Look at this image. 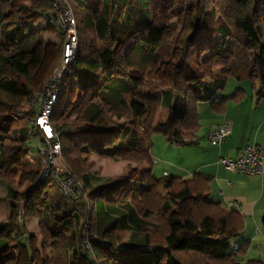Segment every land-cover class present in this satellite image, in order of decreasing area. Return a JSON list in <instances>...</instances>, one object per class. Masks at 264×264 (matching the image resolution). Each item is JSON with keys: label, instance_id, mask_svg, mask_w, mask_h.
<instances>
[{"label": "trees", "instance_id": "16d2710c", "mask_svg": "<svg viewBox=\"0 0 264 264\" xmlns=\"http://www.w3.org/2000/svg\"><path fill=\"white\" fill-rule=\"evenodd\" d=\"M36 1L29 6L24 0H0V83L12 86L29 107L23 113L27 126L0 136L4 176L21 150L30 153L31 139L40 143L42 171L45 142L41 130H28L43 86L38 91L30 86L23 74L24 59L44 44L37 20L58 30L61 51L65 34L51 13V0ZM69 4L77 50L49 118L63 157L69 167L78 155L97 153L145 163L148 168L132 185H126L120 175L92 186L91 174L80 170L75 173L74 196L68 198L50 177L43 196L41 184L25 192L6 185L7 197L20 203L14 215L0 221V253L10 244L28 243L21 217L32 213L40 218L43 241L51 238V264H264L259 259L239 261L236 253L243 252L246 244H235L233 249L230 240L243 231V218L208 201V176L155 178L150 157L153 133L176 146L197 139L198 104L207 102L215 113H221L226 100L242 98L241 89L218 97L228 79L248 82L257 97H264V0ZM177 28L179 33L172 35ZM159 64H169L167 77L156 74ZM203 66L219 71L207 80ZM73 87L74 98L68 102L66 96ZM0 103L5 105L3 100ZM159 108L166 110L167 118L156 125ZM130 113L140 115L141 135L119 122ZM166 186L182 196L181 203L189 208L187 215L174 216L172 203L158 194ZM205 220L222 223L220 238L200 236L190 229L201 227ZM261 226L264 229V218ZM124 233L129 234L126 241ZM67 234L75 245L72 253L60 241ZM87 235L89 248L85 247ZM0 264H17V260L0 256Z\"/></svg>", "mask_w": 264, "mask_h": 264}, {"label": "rangeland", "instance_id": "374dc122", "mask_svg": "<svg viewBox=\"0 0 264 264\" xmlns=\"http://www.w3.org/2000/svg\"><path fill=\"white\" fill-rule=\"evenodd\" d=\"M24 1L29 6H34L37 2L36 0ZM36 25L44 33V44L38 46L33 54L24 59L25 68L23 74L26 76L30 86L36 91L43 86L42 90L37 93V95H40L43 93L47 81H49L54 70L60 63L62 51L59 47L60 37L58 30L51 28L41 19L36 21ZM179 30L180 28H177L172 35L179 33ZM169 38H171V35ZM203 69L207 74L205 77L207 80H210L209 75L211 73L215 74L219 71L218 68L208 70L205 66H203ZM169 70V64H159L156 66V74L159 77H167ZM236 86L245 89L248 94L251 93L249 91L248 82L244 81L237 83L234 79H228L225 90L221 95L225 96L226 94L233 92ZM75 91L76 89L73 87V89L67 94L66 100L68 102L73 100ZM0 100H3L5 103V105L0 103V136L8 134L13 130L25 128L28 124V120L24 118L23 113L24 111H27L29 107L23 97L16 94V91L12 86L0 83ZM202 104L205 105L207 102H203ZM139 117L140 115L130 113L121 118L119 122L125 123L126 126L137 133V135H141L142 131ZM163 117L164 109L159 108L154 118V124H156V121H160ZM150 142V153L153 150V155L157 160H170L174 162L179 158L178 152H174L169 146H164L166 145L165 143H168L167 145H173L161 134L153 133L150 137ZM39 146L40 144L38 140L31 139V142L28 144L30 153L25 154V150L23 152L21 150L16 157L15 163L8 169L7 175H2L0 170V221L7 220L10 216L14 215L20 203V200H11L7 197L6 185L8 184L19 192L29 190L36 183H38V185L41 184L40 195L43 196V192L48 188V177H51L53 169V171L60 176L64 175L66 172H72L77 181V185L78 180L75 173L80 170H85L88 174H91L92 186H98L100 183L105 182L106 179L120 175H124V183L126 185H132L140 180L143 172V165L148 168L145 163L110 158L97 153H82L78 155V159L72 161L73 167H69L60 150V155L53 161L54 164L50 166L46 164V175L41 177L44 167L42 165L41 171L37 152ZM157 153L159 154L158 156L156 155ZM152 160H154L153 157ZM165 171L167 174H170L168 175L169 177L175 174L173 173L174 171L172 170V167L166 166L163 162L159 161L152 164L151 174L155 178L165 176ZM34 179L37 180L33 183ZM158 194L164 200L172 203L174 216H184L188 214L189 208L183 205L180 201L182 196H176L173 194L170 187L166 186L159 188ZM87 201L89 206H91V201ZM21 220L23 221L27 236H29L28 243L32 250L34 260L36 261L35 263L39 264L48 261V264H51L52 257L48 255V253H51V250L49 249L51 238L48 237V240H45V242L43 241V235L40 229L42 226L39 225L40 218L32 213H28L21 217ZM190 229L200 236L209 235L213 238H220L222 223L205 220L201 227L197 229L190 227ZM128 236V233H124L123 240L126 241ZM46 237L47 236H45L44 239ZM245 237H247V239ZM63 238L64 239H60V241H70L68 234L64 235ZM230 243L232 245L236 244L237 246L246 244L243 252L236 253L240 262L245 263L248 260L255 259L264 261V229H255L253 226H246V229H243L240 234L230 240Z\"/></svg>", "mask_w": 264, "mask_h": 264}, {"label": "crops", "instance_id": "0c3cea01", "mask_svg": "<svg viewBox=\"0 0 264 264\" xmlns=\"http://www.w3.org/2000/svg\"><path fill=\"white\" fill-rule=\"evenodd\" d=\"M248 87L250 94L245 89L236 86L235 89L244 91L243 97L239 100H226L221 113H215L209 103L198 104L199 129L197 139L182 146L174 144L171 146L167 145L168 143L164 145L169 146L174 152H178L179 158L176 161L157 160L153 155V150L150 157L151 160L152 157L154 159L152 164L160 161L166 166L172 167L175 174L171 176L181 178H190L193 174L208 176L210 178L208 201L217 203L224 209L238 212L243 218L244 229L246 226L262 229L264 172L259 175L229 172L218 162L221 157L236 158L247 144L254 143L264 148V97H257L255 92L250 89L249 84ZM223 91L218 93V97H228L233 93L222 96ZM166 114L167 112L164 110V117L160 121H156V125L162 124L166 120ZM224 121L230 123V133L220 145H210L206 140L207 133L211 128ZM176 129L178 132L181 131L179 124L176 125ZM146 169L143 165V172ZM164 175L170 174L165 171ZM245 238L247 239V237ZM62 242L64 247L72 253L75 245L70 241L63 240ZM49 249L51 250V247ZM48 255L51 257L52 251ZM0 256L2 259L14 257L17 264H26L29 261L36 264L29 243L10 244L0 253Z\"/></svg>", "mask_w": 264, "mask_h": 264}, {"label": "built area", "instance_id": "2783aa9c", "mask_svg": "<svg viewBox=\"0 0 264 264\" xmlns=\"http://www.w3.org/2000/svg\"><path fill=\"white\" fill-rule=\"evenodd\" d=\"M84 1L86 0H51V13L57 17L62 32L65 34V40L58 67L54 70L49 81H47L43 93L37 95L36 116L30 122L31 127L28 130V132L41 130L42 139L45 142V147L42 150V154L44 155L42 162L44 169L41 177L46 175V164L49 166L53 165V161L60 155L59 137L52 129L49 118L56 105L66 70L74 60L77 50L75 20L69 3ZM230 128L228 121L214 126L206 135L207 142L212 146L220 145L230 133ZM25 151L26 154L29 153L28 149ZM218 162L229 172L259 175L264 172V148L254 143L247 144L236 158L221 157L218 159ZM53 170L51 177H49L57 183L61 194L66 198L74 196V187L77 185V181L72 172H66L60 176ZM89 239L90 236L87 235L85 240L86 248H89ZM235 248L236 245L233 246V249Z\"/></svg>", "mask_w": 264, "mask_h": 264}, {"label": "water", "instance_id": "95a60500", "mask_svg": "<svg viewBox=\"0 0 264 264\" xmlns=\"http://www.w3.org/2000/svg\"><path fill=\"white\" fill-rule=\"evenodd\" d=\"M37 185H38V183H36V184L33 186V188H35ZM29 191H30V190H29ZM29 191H28V192H29Z\"/></svg>", "mask_w": 264, "mask_h": 264}]
</instances>
